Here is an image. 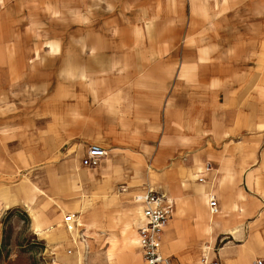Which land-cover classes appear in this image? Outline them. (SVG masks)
<instances>
[{
  "label": "crops",
  "instance_id": "obj_1",
  "mask_svg": "<svg viewBox=\"0 0 264 264\" xmlns=\"http://www.w3.org/2000/svg\"><path fill=\"white\" fill-rule=\"evenodd\" d=\"M133 1L141 12L155 7V16L173 18V25L157 42L113 43L102 52L87 45L93 50L87 55L108 68L55 86L68 102L44 108L45 173L70 180L73 192L111 195L96 211L82 197L86 238L101 210H122L121 225L134 224L136 243L128 244L125 237L133 235L124 236L125 227L123 241L139 249L141 264L143 204L134 196L150 190L172 205L161 238L171 264H257L264 260V0ZM126 4L132 8V0ZM192 18H219L221 24L197 26ZM230 18L243 21L229 26ZM245 18L258 20L244 25ZM82 53L71 58L79 61ZM91 146L107 155L85 166ZM205 161L214 171H205ZM121 187L130 195L116 196ZM211 195L220 203L215 215ZM20 200L16 191L0 194V212ZM195 208L200 214H190L187 223L178 217ZM74 245V253L84 250L71 239L69 248Z\"/></svg>",
  "mask_w": 264,
  "mask_h": 264
},
{
  "label": "rangeland",
  "instance_id": "obj_2",
  "mask_svg": "<svg viewBox=\"0 0 264 264\" xmlns=\"http://www.w3.org/2000/svg\"><path fill=\"white\" fill-rule=\"evenodd\" d=\"M136 4L132 0L130 8L126 0H0V194L16 191L25 203L0 212V264H73L78 253H69L75 238L68 232L65 216L80 217L83 196L95 211L111 197L73 192L70 180L46 175L44 108L46 103L67 104L66 96L59 99L55 94V86H67L83 78L81 73L93 75L94 70L108 68L87 55L93 52L88 44L102 52L113 43L164 40L163 32L175 19L156 17L155 7L138 11ZM192 19L197 26L221 24L219 18ZM238 20L243 21L230 18L227 24L236 25ZM255 20L245 18L244 25ZM81 44L86 48L77 50ZM77 52H83L79 61L71 58ZM30 118H34L33 129ZM126 192L121 187L116 196L125 198L130 195ZM109 210H101L100 223L90 226L87 239L92 258L86 264H141L139 249L128 248L123 241L126 223L121 225L119 220L121 208L120 213ZM200 212L199 208L180 210L178 217L187 223L190 214L198 217ZM106 253L113 254V263Z\"/></svg>",
  "mask_w": 264,
  "mask_h": 264
},
{
  "label": "built area",
  "instance_id": "obj_3",
  "mask_svg": "<svg viewBox=\"0 0 264 264\" xmlns=\"http://www.w3.org/2000/svg\"><path fill=\"white\" fill-rule=\"evenodd\" d=\"M107 155V151L99 146H91L87 155L83 160V165L93 166L96 165L100 159ZM205 171H214L212 163L205 161ZM200 182H205L204 178L199 179ZM134 199L143 204V215L139 225L140 247L142 249L143 264H171L169 258L161 253V238L164 228L169 222L172 215V205L167 202L165 195L156 193L152 190L145 193L136 194ZM210 212L215 215L220 211V203L218 199L211 195L209 199ZM65 223L69 232L75 231L77 223L73 215L65 217ZM76 251L74 245L69 253L72 254ZM207 261H204V264ZM211 264H218L212 262ZM257 264H264V260H259Z\"/></svg>",
  "mask_w": 264,
  "mask_h": 264
},
{
  "label": "bare ground",
  "instance_id": "obj_4",
  "mask_svg": "<svg viewBox=\"0 0 264 264\" xmlns=\"http://www.w3.org/2000/svg\"><path fill=\"white\" fill-rule=\"evenodd\" d=\"M36 188H37V190L39 192H41L42 194H45L43 192V190L39 186L36 185ZM14 202H16V201H14ZM14 202L7 203L6 207L11 206ZM17 202L20 203V204L21 203L23 204V201H21V200L20 201H17ZM35 217L36 216L34 215V218ZM76 221H77V223L75 225V231L74 232L73 231L70 232V234L75 238V240L77 241V243H80V246L83 247L84 250L83 251H80V253H78V255L74 259V263L73 264H86L87 261L92 258V256L90 257V253H89V247L90 246H89L88 240H87L86 235H85V230H84L85 228L88 229V225L80 217L79 218L76 217ZM127 232H131V234L133 235V236L128 237V238L125 237L126 240L128 241V244H130V243L135 244L136 243L135 238H134V236H135V233H134L135 230L132 227V225H126L125 226V229L123 231L124 236H126ZM99 237H101V235H99ZM131 238H132V240L130 241L129 239H131ZM211 248H212V246L209 245V244L204 247L205 250H209ZM107 259L111 263H113V254L112 253H108L107 254ZM92 260H93V262H95L94 259H92ZM129 264H132V263H129ZM133 264H135V263H133Z\"/></svg>",
  "mask_w": 264,
  "mask_h": 264
}]
</instances>
